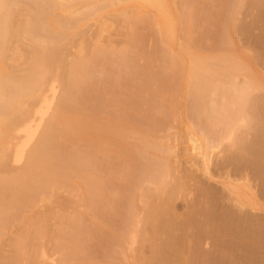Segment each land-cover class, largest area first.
<instances>
[{
    "label": "bare ground",
    "instance_id": "obj_1",
    "mask_svg": "<svg viewBox=\"0 0 264 264\" xmlns=\"http://www.w3.org/2000/svg\"><path fill=\"white\" fill-rule=\"evenodd\" d=\"M193 1L186 0L181 6L176 0H32L33 3H30L31 5L25 4L22 0H0V241L4 240L3 238L9 230L12 228L16 230L14 233L15 236L8 242L9 247L3 245L4 241H2L1 246H6L10 253L8 252L9 254L6 253L8 255L4 254L5 256H3L2 254V256H0V264H53V262H49L50 260L48 261L49 263H47V259L49 258L48 253L50 251L48 248V251H46V247H48L49 242H51L48 241L51 239V234L52 238L54 237L57 239L55 243L56 248H54V252L60 254L57 264H187V262H189L188 259L190 256H188V259H185L187 258L185 257L186 255H184L186 253H180V251L185 248L182 247V250H180L181 245L184 246V244L182 243L180 246L178 244L180 241H184L181 240L182 235H180V237H178L179 235L175 236L174 230L177 227L187 230L188 227L186 228L183 222H186L188 217L191 219L190 212L195 214L196 211L188 209L190 212L188 211L189 213L186 214V217L184 216L185 219H180V221L182 220L181 222L178 221V223H180L179 225L177 220L174 221L173 219L172 221L174 225H178L177 227L173 225L171 227L172 221H167L170 223L169 226L168 223L165 224L168 218H166L165 221L164 218L167 212H169L167 210L171 209L169 207L172 203L171 200L173 201V198L180 195V193L183 195L189 188H187L188 186L186 187L187 189L183 187V183L185 182H182L184 179L182 175L184 172L179 176V168L176 167V164L175 166L171 164L172 162L169 159L168 154H170L174 148L168 143L169 139L167 138H169V136H167L166 133L164 136V130L168 129L164 128L166 127L164 125L165 122H163L162 119L161 121L159 120L164 126L162 128V125L157 123L158 118L156 116L152 117L156 118L157 121H154L152 118V120H149L151 117L148 115L149 111H151L149 108L152 109L151 105H154L155 102L157 103L155 104L157 105V110L155 107L154 112L152 111L151 113L155 115L158 111L159 114H166L167 116L168 114H178V108L186 103L185 108L187 107L186 109L188 110V115L186 113V117H190V124H194L191 125L194 126L192 130L194 131L195 128L196 131L194 132L198 131L200 135H203V137L201 136L202 140L200 138L201 143L204 141V145L208 146V148L215 147L216 145L219 147L222 142L229 144V146L227 145V152L229 153H226L228 157L225 155L227 158H223L225 152H222V158L232 163L235 162L238 166L242 162L243 165L250 163L248 167H255L254 169L256 171H253L254 173H251L252 168L245 167L250 170L249 172L252 176L253 174L255 175L253 178L254 180L249 179L251 175L249 176L248 172L249 177H246V172H244L245 176L243 173L241 174L240 171L241 178L243 175L246 182L248 181L251 183V181H254L252 182L254 184L256 182L255 179L258 178L256 177L257 174L263 182V184H261L258 181L260 187L263 186L262 188L264 189V78L260 72H258L255 65L250 62L253 61L251 58L252 56L253 59L258 58L255 63L257 62V65H261L260 58L264 52V49H262L264 45L261 43L263 37H261V39L260 37L258 38L260 35H256L257 38L253 39V41L257 40L256 42H258V44H255L256 42L254 44L260 46V50L263 51L261 54L258 53L260 57L254 55L257 54L255 53L257 52L256 50L252 49V55L250 53L251 49L247 52V49H243V45H240L243 51H241L240 48V51L237 50V45L233 43L234 40L232 38L234 33L236 34L237 32H240L242 35L243 33L241 32L245 31L243 34L245 37L251 34V32L252 34L254 33L252 28L251 32L248 33V31H250V25L252 24L251 26H254L253 24L255 23L260 24L261 18L252 15L253 19L250 20V22H246L250 24L247 25L249 29L246 27L245 23H243L244 25L241 23L237 24L236 21L238 20L241 9L244 7L246 8V6L248 7L250 3L258 9H263L264 0H252V2L250 0L248 4L247 2H249V0H236L233 5L234 9H230V14L227 13L228 18L220 15L222 14V12H220L222 10L220 9L224 10V8H220L222 6H217L219 8L216 9L215 13L213 12L216 18L213 15H209L213 16L212 19L211 17L208 18V15L205 16L210 19V21L212 20L211 23H217L221 17L223 18L221 19L222 21L226 19L224 22L221 21L223 31L220 33L223 37H219L222 42L218 40L221 47L217 41V47L219 48L204 47L202 43H200L201 45L197 43L199 40L196 41L197 37L195 36H197V34H195V31L198 30L196 33L199 32V28H196V26L199 25L200 27L201 22L199 18L195 20V17L199 16H197V12V15H195V6L197 4L195 5L196 0ZM200 1L197 0V2L201 3ZM212 1L213 0H210L209 3ZM218 1L219 0H217V2ZM126 3H141L142 5L148 4L151 7L153 6L152 8H155L156 11L155 19L153 18L154 16H151L154 12H149L148 10L150 14L147 12L146 16V12H144L143 9L137 8V6L135 11L132 8L128 10L127 8H130L129 6L126 8H118L120 5ZM221 3L223 2L221 1ZM218 4L220 5V3ZM251 9H247L249 13ZM217 10H219L220 13ZM111 11L117 19L122 21L121 25L123 24L120 26L121 29L119 30L121 31L120 34L124 37L121 36L125 39L122 40L124 44H122V48L119 47L120 49H118L119 45L116 46L114 44V39L110 38L111 33L109 34L108 32L109 36L106 35L107 37L102 35L103 31L109 29V27H101L103 30L98 32L96 38L85 36V28L90 20L102 18L105 13ZM175 12L182 18V20L179 18L178 22H180V20L182 23L184 22L183 28L185 27L183 33L184 44L181 45L179 53L176 52V54L171 51L172 42H174L173 38L176 36H174V34H176L175 20L178 14L176 15ZM216 12L219 13V17L221 16L220 19H217ZM259 12L262 14L264 11L262 10ZM200 18L204 20V18ZM208 19H206L207 22ZM213 19H216L215 22ZM197 20L200 24L196 25ZM141 24L146 26L144 27L147 28V31L149 30L148 32L145 31L146 34L149 33L147 34V36H149L148 38H150V36L153 37V35L157 37L167 53V62L160 65L158 68L155 67V63L153 64V62L156 61L154 60L155 58L152 59V53L145 51L148 50L146 49L147 47L144 48L145 50L142 48L144 40L146 43L149 42L146 34L144 35L145 32L143 35L136 34V31L139 32V30L142 29ZM261 24L263 25L262 22ZM262 29L264 30V28ZM232 31H234L233 34H231ZM262 31L261 34H264ZM151 33L153 35H150ZM79 36L82 37V40L78 41L76 37ZM101 36L106 38L102 42L97 40ZM250 36L244 39L246 45L249 43L250 39H248V37L250 38ZM252 38L254 37L252 36ZM140 44H142V46H140ZM73 48L75 49V54L70 57V49ZM106 56H109L108 58L112 57L110 60H114L115 63L113 64H117L119 63L118 61H120L121 64H124V67L129 69L128 71L126 70L128 72L127 74H123L125 71L121 72V70L120 73L123 75L119 74V77L113 78L116 84H114L115 82L112 83V79V85H116L113 86V89L112 86L107 85L110 83V78L108 80V77L104 75V73L110 72V70H106L107 67L104 68V66H102V69L98 70V66H100L99 62H104L105 59L99 60L102 59V57L106 58ZM141 59H143L142 61H146V66L142 67V69L144 68L143 71L140 68L141 65L138 66V64L141 63ZM103 62L101 65L108 63ZM95 64L99 65L94 67ZM111 65L112 64H110V66ZM93 67L96 68L95 72L98 70L100 74L103 73L105 76V80L103 78L101 79H103L105 83L108 81L106 84L108 90L113 94V91L117 92V94L115 93L116 96L113 95L115 97V99H113L114 97L109 95L110 92L104 89L107 93H104V95H107V97L111 96L107 98L110 99V102L102 101V104L104 102L107 105H93L94 102L97 101L96 97L94 98L91 95L90 99L89 94L88 98L85 96L87 95L86 91H89L87 89L90 86V81L94 79V74L98 75V71L95 73L92 70ZM117 68H114L116 69L115 72H119ZM166 72L169 73L167 77ZM116 75L113 74V76ZM168 76L171 78H168ZM136 79L140 80V83H138L139 86L134 84L136 83L134 81H137ZM95 80L92 82H95ZM103 80L102 82H104ZM94 87V91L91 89L92 92H99L95 90ZM98 87H100L98 89H100L101 92V86ZM95 88L97 89V87ZM117 90L122 91L121 94L123 95L121 96H123V98L119 99L121 96L118 97L119 91ZM103 92H101L100 96L103 95ZM103 98L101 99L103 100ZM151 100H155V102ZM146 102L151 104L146 105V107H151H147L148 109L145 108L149 110L148 112L146 111L148 120L146 119L144 121L143 118L137 119L140 115L142 116L145 114V110L142 109V106H144ZM177 114L172 116L175 117ZM156 115L158 116V114ZM164 115H160L161 117L158 116L159 119L164 117ZM158 124L161 126H158ZM160 127L162 129H160ZM227 140L230 142H226ZM201 147H203V145ZM215 149L216 148H212L213 151ZM208 154L206 156H208ZM203 155H205V153ZM206 156L203 157L205 158ZM214 158L215 157H213L214 162L212 158L211 162L214 163L213 165L217 166L220 164V160L217 161L218 164L216 165L217 162H215ZM193 159L190 160L193 161ZM206 159L209 160L210 157L209 159L206 157ZM206 159L205 162L207 163L208 161ZM203 160L204 159H202V161ZM101 162H108L112 166L108 164V166H111L108 168L104 163L101 165ZM202 163H200V165ZM226 163L224 160L223 164L225 167L224 165L222 167H224L223 169L225 170L228 169L226 168ZM228 164L230 165L231 163ZM242 164L240 165L241 167ZM231 165L233 166V164ZM137 166L141 174L135 175L138 170L136 169ZM235 166L236 165H234V168L238 170V166ZM205 167L206 169L210 168V166H208L209 168L207 166ZM116 168L119 170H121V168L123 169L124 172L122 171V173L124 174H122L121 177L119 176L120 174L118 175L119 170H116ZM232 168H230V172L226 175L231 173ZM246 168H240L239 170L242 169L243 172L246 171ZM217 169L219 170V168ZM223 169L221 170L220 168L221 171H223ZM193 170L194 169H192V171ZM210 171H212V169ZM176 172H178V174ZM211 173H213V171ZM215 173L219 176L218 171ZM221 174L224 175V172ZM187 175L188 174H186V176ZM214 175L215 174L212 176ZM223 175H220L221 179ZM175 176H177L176 181H172L175 179ZM189 176L190 175L187 176L188 179L185 177V181H189ZM232 176L228 175L227 179ZM235 176L236 175H234V178ZM136 177L138 178L136 179ZM193 178L194 177L191 178V183L193 182ZM196 178L195 176V180H197ZM238 180H235L234 183L237 184ZM116 182H120L121 185L120 183L118 185L122 188H127V191L131 188L129 189L130 193H128L129 191L125 193L127 195L125 201V195L123 196L124 189L122 192L123 194H121L120 190L122 189H117L119 186L115 185ZM223 182L225 183V180ZM230 182L229 180L228 183ZM171 183L178 185L170 188L171 185H173ZM195 183H193V185H199V183ZM206 183L202 184L204 185ZM232 184L230 183L227 185L226 183L224 185L231 193L234 191L232 190L234 188L235 191L236 189L237 191L241 189L239 183L237 186ZM253 184L252 187H254ZM193 185L189 187L192 188ZM207 185L209 187L208 183L206 187ZM243 185L241 183V186ZM198 187L200 188V186ZM206 187L203 186V188ZM212 187L213 186H211V188ZM229 187H231V189ZM245 188H247V186ZM245 188L243 187L241 191H246ZM263 189L259 190V192L262 191L259 194L264 192ZM206 190L207 189H205V191ZM217 190L216 193L219 192ZM223 191L226 192L227 190L225 191V189H223ZM192 192L197 196L196 198L200 199V193H194L197 192V189ZM199 192H201V196H205V194L202 195L203 191L199 190ZM210 193L211 190L209 195L206 194V197L209 198ZM221 193L222 190L219 194ZM233 193L231 195H233ZM120 194L122 200H120ZM235 194L233 196V198H235L233 201H235V204H238L237 206L238 208L240 207V210L243 211L241 208L245 206H253L251 209L258 207V202L253 200L252 196L250 201L249 195H247V197L244 194L243 196L239 193H237V196H235ZM184 195L183 197H185ZM231 195H224L223 193V197L220 195L222 197H220V199L224 200V196L228 198V196ZM253 196H255V194H253ZM212 197L215 198V196ZM259 197L261 198V196ZM208 198L201 199V202H206ZM213 198L212 200L209 199L212 201L211 204L214 202ZM229 198L226 199L227 202ZM245 198L249 199L247 200ZM168 200L169 202H167ZM192 200L196 201L194 198ZM217 200H219V198L216 199L215 203ZM118 201H123V204L126 201L128 202V208L120 202L125 206L122 208H127L128 212H124L123 210L122 212L124 213H118V210H120L118 206L121 207ZM193 201H189L192 203L191 205L187 202V204L191 206L189 208H194L192 205L195 206L196 202L193 204ZM230 201L229 203L231 205L232 203ZM164 202L169 204V206L167 205L169 208ZM174 202L172 206H174ZM201 202L199 201V203ZM203 202L201 203L202 206ZM207 203L210 204V202ZM207 203L204 204L209 207L210 205ZM222 203L224 204L223 201ZM201 204L199 208L196 204L199 210H201ZM164 205L167 209H163ZM223 206L225 207V205H222V207ZM222 207L219 206V209ZM212 208L214 209L216 206L211 207V209ZM217 208L216 210L218 211L219 209ZM232 208L233 207H231V209L228 208L229 212L231 210V213L227 211L230 215L235 213L233 211L232 214ZM245 209L247 210V207ZM209 210H207V212L204 210L208 214V219L213 217L215 215L214 213H216L215 216H218L217 213L221 211L216 212V210H213L214 213L211 212L210 215L212 213L214 215L212 214L213 216H210ZM235 210H237V208ZM108 211H112L114 214L118 213L115 217L118 215L124 216L126 213L123 217L124 219L121 218L122 216H118L123 221L122 228L121 225L115 224L114 221V223L111 222L112 220L118 221L117 218L114 219L112 214L111 217L113 219H111L110 216L109 219H111V225L115 224L116 227L114 228L113 226L115 225H110L109 219L107 218V215H109ZM172 212L170 211V213ZM225 212L226 211H224V213ZM252 212H254V210ZM252 212L250 210L249 213ZM170 213L169 215H172ZM193 213L192 218L194 220V216H197L198 213L196 212L197 215ZM227 213L224 214V217L222 214V216L219 215V217L221 216L220 220L222 217L224 219L227 218L224 220L226 224L227 222L231 223L229 222L230 220L227 221L229 216ZM243 213L248 217L245 211ZM243 213L241 212V214H238V216L240 215V220H242ZM236 214L237 213L229 217L231 219L233 218L232 226L235 228L234 231H236L238 227L240 230L242 229L241 231L244 232L242 235L245 236V232H247L249 228L248 226L243 228L245 225L244 223L246 222L247 225H250V223L253 222V218L249 219L252 222H249L247 218H245V220L248 221H244L243 218V225L237 221L238 216L234 218ZM200 215L199 218L201 217ZM203 215V217H205L204 213ZM249 215L251 217V214ZM178 218L179 217H177V219ZM205 218H207V216ZM261 218H259L260 222L263 219ZM200 219H202V217ZM188 220L187 222H189ZM215 220H217V218H215ZM202 221H204V219ZM206 221L207 220H205V222ZM208 221H211V223H206V226L212 223L218 225L219 223L216 221L214 223L212 220ZM221 222L223 223V220L220 221V226ZM247 222H249V224ZM262 222H264V220ZM189 223H193L194 226L196 222L191 221ZM189 223H186L187 226L190 225ZM203 223L201 222L200 224ZM200 224H198L199 227ZM52 226L54 228H52L54 230L52 231L54 235L50 230ZM196 226L197 224L195 228ZM202 226L203 225H201V227ZM210 226H207L205 230H210ZM220 226L218 232L223 230L220 229ZM229 226L225 225L223 228L228 227L229 229ZM232 226H230V228ZM199 227L197 226V230L199 229L200 231L201 227ZM217 227L215 226L214 228ZM164 228L168 229L165 230ZM262 228L259 227V229ZM228 229H226L227 232L229 231ZM239 229H237V236L241 240L239 236H243L238 235ZM252 229L254 230V226ZM168 230L169 233L172 231V233L175 234V239H172L173 236L169 237L170 234L166 236L167 233H162ZM179 231L181 232L182 230ZM199 231L198 233L201 235L203 230L202 233ZM214 231L217 232V229ZM223 231V233H225L224 236H228L226 235L225 229ZM249 231L251 230L249 229ZM93 233L97 234L98 237H96L95 234L92 235ZM172 233L171 235H173ZM205 233L204 231L203 237H205ZM249 233L246 236H248ZM161 234H164L165 238H170L168 239L170 242L165 244V250L169 247L168 244H170L172 248L174 246L175 249H178V253L174 249L173 254L170 255L168 249L166 251H168L169 254L163 250L164 247L163 249L157 247V240L161 238L159 237ZM214 234L218 235V233ZM254 234L256 235L258 232ZM254 234L251 232L252 236H254ZM164 235L162 237L163 240ZM208 235L210 234H207V236ZM92 236H95V238L93 239ZM261 236L262 234L259 236L261 238L260 240L264 239V236ZM177 237L180 238V241L176 240ZM201 237L198 238L197 235L193 240H201ZM214 237L216 238L215 235ZM249 238L247 237L246 239ZM251 238L254 239L255 237ZM256 238L255 243L257 241L259 242V239L257 240ZM242 239L247 241L245 238ZM165 240H167V238ZM244 240L241 241L245 242ZM249 240L247 244L251 241L254 242V240L250 242ZM136 241H151L153 249L150 256L144 257L143 255H137L134 260H131L133 245ZM177 241L178 245L175 244ZM226 243L224 241V244ZM107 244H109V247L106 246ZM253 244L254 243L250 245L253 246ZM227 245L229 246L226 248L232 249L234 247L233 250L235 248L237 249V246L230 247V241L224 246ZM258 245L259 246L254 247L259 249L264 246L260 247L262 244ZM197 247L199 248V246ZM249 248L250 247H248V249ZM4 249L6 250L5 247ZM195 250H193V253H195ZM199 250L200 249H198L197 252ZM241 250H243V248H241ZM245 250L248 251L247 249ZM162 251L167 253L168 256L163 253V255H165V258H163L161 255ZM188 252L191 253L189 250ZM199 252L198 254L200 255L201 253ZM234 253L235 252H233L232 256L235 255L237 259V251L235 254ZM253 253H255V250ZM240 254L243 253L241 252ZM255 254L258 255L257 252ZM243 255H246V253ZM195 256H197V253L191 257L196 260L201 257L197 256V258ZM202 256L204 257L206 254H202ZM161 257L163 259H161ZM228 258H230V256ZM257 258L255 261L258 260ZM261 258L262 256L260 257V261H262ZM205 259L204 257V260ZM230 259L229 262L231 261ZM198 260L201 261V259ZM198 260H194L196 264H200ZM240 260L243 262V258ZM235 261L236 260L232 262L238 264L239 261L236 263ZM207 262L215 263L211 259L206 261V263Z\"/></svg>",
    "mask_w": 264,
    "mask_h": 264
},
{
    "label": "rangeland",
    "instance_id": "obj_2",
    "mask_svg": "<svg viewBox=\"0 0 264 264\" xmlns=\"http://www.w3.org/2000/svg\"><path fill=\"white\" fill-rule=\"evenodd\" d=\"M22 1H23L25 4H28V5H31L30 3H33L32 0H22ZM176 1H177L181 6L183 5V3L186 2V0H176ZM191 1H193V0H191ZM199 1H200V0H199ZM209 1H210V0H206V1L203 0V1H200L201 3L197 2V0L195 1V5L197 4V5H196L197 7L195 6V15L198 14L197 16H199V17H195V20H196V18H199V21L201 22V24L198 22V20L196 21L197 23L195 22L196 25H197V24H200V27H199V25H197L198 27L196 26V28H199V32L196 33V32L198 31V30L196 29L197 31H195V34H197V36H195V37H197V40H196V41L199 40V42H197V43H199V44L202 43V45H203L204 47H205V46H207V47L209 46V48H210V47H217L219 41H221V40H220L221 38L219 39V37H223L222 34H221L222 31H223V28H222L223 25H222V27H221V21H222L221 19H223L222 17H226V18H228V17H227V13H229V11L232 10L233 5H234V2H236V0H221L223 3H221L220 0H219L218 2H217V0H213V1L210 2V3H209ZM215 1L217 2V4H216ZM27 2H28V3H27ZM193 2H194V1H193ZM214 2H215V3H214ZM251 2H252V0H251ZM218 3H220V5H219ZM248 3H250V0H249V2H247V4H248ZM140 4H141V3H139V4H138V3H136V4H135V3H126V4H123V5H120L118 8H126V7L129 6L130 8H127L128 10L132 8V9L135 11V8H136V6H137V8L143 9L144 12H146V14H145L146 16H147V12H148V10H149V12H154V14L151 15V16H154L153 18L155 19V15H156V14H155V12H156V11H155V8H152L153 6L151 7V6L148 5V4H145V5H144V4H143V5H142V4L140 5ZM215 4H216V5H215ZM222 4H223V5H222ZM247 4H246V5H247ZM250 4H251V3H250ZM250 4L248 5V7L246 6V8L244 7L243 9L240 10V13H239V16H238V20L236 21V23H237V24H239V23H241V24L245 23L246 27H248L247 25H250V24H249V23H246V22H248V21L250 22V20L253 19V16H254V17H259V18H261L260 24H259V23H255L256 25L253 24L254 26H251V25H252V24H251V25H250V31L247 30L248 33H249V32H251V28H252V30H254L253 32H254L255 34L253 33V34H254V35H253L252 32H251V34L246 35V37L252 35L254 38H252V36H250V38L248 37V39H250V40H249V43L246 45V42H245L244 39H247V38L245 37V35H243L245 31H244V32H241V33H243L242 35L240 34V32H237V33L235 34L234 31H232L231 34L234 33V35H233L232 38H233V40H234L233 43H235V44L237 45V50H239V48H240V50H241V48H242L241 46L243 45V49H245V50L247 49V52L251 49V50H250V51H251V52H250L251 54L253 53L252 49H253V50H256L257 52H255V51H254V52L257 53V54H254V55H256V56L258 57V56L261 54V52H263V51L260 50V49H261L260 46L255 45V44H258V42H256L257 40H254V41H253V39H256V38H257L256 35H260V36H258V38H259V37H260V38L263 37V39L261 38L262 41H261V40H260V41H261V43L264 45V42H263V40H264V34H261V31L263 30L262 28H264V15H263L264 12H263L262 14H261V12H259V11H262V10L264 11V7H263V9H262V8H259V9H258V8H256V7H254L253 4H251L253 7H252ZM32 5H33V4H32ZM133 5H134L135 7H134ZM131 6H132V7H131ZM217 6H222V7H220V8H224V10H223V9H220V10H222V11H220V12H222V14H220V15H222V17L220 16V17H221V19H220L219 15H218L220 12H219V10H217V11L219 12V13L216 12V13H217V17H218L217 19H220V20H219L220 22L217 21V23H213V22L211 23L212 20L210 21V19H208V18L211 17V19H212L213 16L215 17V14H213V12L215 13L216 9L219 8V7H217ZM142 7H143V8H142ZM144 7H145L146 9H145ZM249 8H250V9L252 8L250 13H249V10H247V9H249ZM230 9H231V10H230ZM233 9H234V8H233ZM253 9H254V10H253ZM257 9H258V12H257ZM260 9H262V10H260ZM136 10H137V9H136ZM143 10H142V11H143ZM196 10H197V11H196ZM149 12H148V14H150ZM196 12H197V14H196ZM253 12H254V13H253ZM255 12H256V13H255ZM175 13H176V15L178 14L177 12H175ZM210 13H211V14H210ZM259 13H260V14H259ZM229 14H230V13H229ZM258 14H259V15H258ZM207 15H208V16H209V15H213V16H209L208 18H206L205 16H207ZM252 15H253V16H252ZM257 15H258V16H257ZM177 16H179V17H177ZM177 16H176V20H175V31H176L175 33H176V34H174V36H175V35H176V36H175V38H173V41H174L175 43L172 42V46H171V49H172L171 51H172V53H175V54H176V52L179 53V50L181 49V48H180L181 45L184 44V41H183V37H184V36H183V33H184V28H185V27L183 28V23H184V22L182 23V21H181L182 18H180V15H179V14H178ZM251 16H252V17H251ZM200 17L204 18V20L201 19ZM250 17H251V19H250ZM179 18L181 19L180 22H178V19H179ZM215 18H216V17H215ZM206 19H208V22H207ZM205 20H206V21H205ZM215 20H216V19H213L214 22H215ZM225 20H226V19H225ZM225 20H223L222 22H224ZM209 21H210V22H209ZM121 22H122V21H120L119 19H117L116 16L114 15V13H113L112 11H111V12H108V13H105V15H104L102 18L92 19V20H90V21L88 22V24L86 25V28H85V36H87V37L90 36V37H92V38H96V37H97L96 35L98 34V32H100V31L103 30L101 27H109V29H106V30L103 31L102 35H105V37H107L106 35L109 36V34L111 33V35H110L111 37H110V38H113V39H114V40H113V41L115 42L114 44H115L116 46L119 45V46H118V49H120L119 47L122 48V47H123L122 44H124V42H123L122 40L125 39V38H123L124 36H123L122 34H120L121 31L119 30V29H121L120 26L123 25V24L121 25ZM251 22H252V21H251ZM261 22L263 23V25L261 24ZM253 23H254V22H253ZM217 24H218V25H217ZM222 24H224V23H222ZM241 24H240V25H241ZM142 25H143V24H141L142 29L139 30V32H140V31H141V32L139 33L138 31H136V34H139V35L141 34V35H143V33H144L145 31H147V28H145L146 26H145V25L142 26ZM243 25H244V24H243ZM144 26H145V27H144ZM256 26H257V27H256ZM258 26H259V27H258ZM119 27H120V28H119ZM220 27L222 28V30H221ZM260 27H261V28H260ZM139 28H140V27H139ZM143 28H145V29H143ZM254 28H255V29H254ZM248 29H249V27H248ZM244 30H245V29H244ZM119 31H120V32H119ZM148 31H149V30H148ZM148 31H147V32H148ZM247 31H246V32H247ZM108 32H109V34H108ZM137 32H138V33H137ZM220 32H221V33H220ZM235 32H236V31H235ZM263 32H264V30L262 31V33H263ZM219 33H220L221 36L219 35ZM248 33H245V34H248ZM119 34H120V35H119ZM145 34H146V32L144 33V35H145ZM147 34H149V33H147ZM147 34H146V36H147ZM121 35H122L123 37H122ZM150 35H153V34L151 33ZM218 35H219V36H218ZM255 36H256V37H255ZM105 37L101 36V37H99V39H97V40H99L100 42H102L103 40L106 39ZM139 37H140V36H139ZM148 37H149V36H147V38H148ZM243 37H244V38H243ZM147 38H146V39H147ZM151 38H152V39H151ZM149 39H150V40H149ZM76 40H78V41H79V40H82V37H80V36H79V37H76ZM147 40H148L149 42L146 43L145 40H144V43H145V44L143 43V46H142V44H140V46H142L143 50H145L144 48L147 47L146 49H148V50H145V51H149L150 53H152L151 55H153V57H152V56H151V57H152V59L155 58L154 60L156 61V62H153V64L155 63V64H156L155 67L158 68L160 65L165 64V62H167V60H166V59L168 58L167 55H166L167 53L165 52V48H164V46L160 43V40H159L157 37H155L154 35H153V37L150 36V38H148ZM218 40H219V41H218ZM121 41H122V42H121ZM217 41H218V43H217ZM247 41H248V40H247ZM260 41H259V42H260ZM221 42H222V41H221ZM244 42H245V43H244ZM250 42H251V43H250ZM255 42H256V43H255ZM148 43H149V44H148ZM243 43H244V44H243ZM254 43H255V44H254ZM146 44H147V45H146ZM213 44H214V45H213ZM221 44H222V43H221ZM262 44H261V45H262ZM200 45H201V44H200ZM200 45H199V46H200ZM219 45H220V43H219ZM236 45H235V46H236ZM240 45H241V46H240ZM244 45H246V46H244ZM248 45H249V46H248ZM263 45H262V46H263ZM247 46H248V47H247ZM220 47H221V45H220ZM217 48H219V47H217ZM204 49H206V48H204ZM262 49H264V47H262ZM240 50H239V51H240ZM141 51H142V50H141ZM152 51H153V52H152ZM241 51H243V50H241ZM142 52H144V51H142ZM70 53H71V56H70V57H72V56L75 54V49H74V48H73V49H70ZM145 53H146V52H145ZM250 53H249V54H250ZM258 53H260V54H258ZM148 54H149V53H148ZM251 54H250V55H251ZM250 55H249V56H250ZM252 55H253V54H252ZM262 55H264V52H263ZM262 55H261V58H260V59H261L260 61H261V65H262V66L259 64L260 61L258 60V61H259L258 64H259L261 67H260L259 65H257V62L255 63V61H257L256 59H258V58L253 59V57L251 56V58H252L253 61H250V60H249V61H250L253 65H255V67H256V69L258 70V72H260V74H261V75L263 76V78H264V56H262ZM134 56H135V55H134ZM108 57H109V56H106V58H105V57H104V58L102 57V59L99 60V61H101V60H104V59H105L104 62H103V61H102V62H103V63L108 62V63H106L105 65H101L102 62H99V64H100L101 67L98 66L99 64H97V65L95 64L94 67H95V66H98V67H99V69L97 68L98 70L102 69V66H104V68L107 67L106 70L109 69L110 72L108 71V72L104 73V75H105L106 77H108V80H109V78H110V80H109L110 83H108V81H106L108 84L105 83V81H104V80H105V79H104L105 76L103 75V73H101V74L103 75V76H102V75L99 73V71L97 70L98 72H97V71H96V72L98 73L99 78H98V75L94 74V75L97 76V77L94 76V77H93L94 79L92 78L93 80H92V79H91V80L94 81L96 78H98L99 80L96 79L95 82L90 81V83H89V84H90V86H89L90 89H89V88L87 89V90H89V91H86V92H87V95H85V96H87V98H88L89 95H90V97H89L90 99H91V95H92V97H94V98L96 97V100H97V101L94 102V101H95V99H94V101H93L94 104L92 103L93 105L96 104V106H97V104H98V105L102 104V101H105V102H106V101H109V102H110V99H107V98L111 97V96H109V95H112V97H114L113 95L116 96L117 92L113 91V92H114V94H113L111 91L108 90L107 85H108V86H112V89H113V88H114L113 86H116V85H112V83L115 82L114 79H115L116 77H119V74H122V73H120V71H121V70H122L121 72L125 71V72H123V74H124V73L127 74V73H128L127 71L129 70L127 67H124V66H123L124 64H121L120 61H118L120 64L117 63V61H116L117 64H113V63H115L114 60H112V59L110 60V58H112V57H110V58H108ZM259 57H260V56H259ZM108 59H109V60H108ZM106 60H107V61H106ZM115 60H116V59H115ZM142 60H143V59H141V63H139L138 66L141 65L140 68H141V70L143 71L144 68L142 69V67H143V66H146V65H145V64H146V61H145V60L142 61ZM109 61H111V62H109ZM96 62H97V61H96ZM139 62H140V61H139ZM107 64H108L109 66H108ZM110 64H112V65L110 66ZM118 64H119V65H118ZM106 65H107V66H106ZM113 66H115V67H113ZM120 66H122V67H120ZM94 67L92 68V70L95 72L96 68H94ZM109 67H110L111 69H110ZM117 67H118V68H117ZM114 68H117V70H119V72H118V71L115 72L116 69H114ZM120 68H121V69H120ZM123 68H124L125 70H124ZM140 68H139V69H140ZM126 70H127V71H126ZM141 70H139V71H141ZM154 70H155V69H154ZM156 70H157V69H156ZM96 72H95V73H96ZM113 72H114V73H113ZM116 73H117V75H116ZM166 73H167V74H166V77H167V75H168L169 73H168V72H166ZM106 74H107V75H106ZM113 74H115L116 76H113ZM123 74H122V75H123ZM126 74H125V76L127 77ZM100 76H101V77H100ZM120 76H121V75H120ZM125 76H124V77H125ZM170 76H171V75H170ZM170 76H168V78H171ZM111 77H112V78H111ZM101 78H103L104 80L101 79ZM113 78H114V79H113ZM168 78H167V79H168ZM106 79H107V78H106ZM112 79H113V82H112ZM128 79H129V78H128ZM137 79H139V78H137ZM137 79H136V80H137ZM102 80H103L104 82H102ZM163 81H164V80H163ZM166 81H167V80H166ZM111 82H112V83H111ZM134 82H136V83H134V84H136V86H137V85L139 86L138 83H140V80H137V81H134ZM169 82H170V81H169ZM169 82H168V83H169ZM91 83H92V85H91ZM96 83H97V85H96ZM106 84H107V85H106ZM114 84H116V82H115ZM94 85H95V87H97V89L94 87ZM102 85H104V86H102ZM105 85H106V86H105ZM91 86H92V88H91ZM98 86H101V92H103L104 89L107 90V91H109V92H110V94L108 95L109 97H107V95H104V93L107 94L106 91H104V92L102 93V94H103L102 96H103L104 98H103L102 96H100V95H101V92H100V89H98V88H100V87H98ZM93 87H94L95 90L99 91L100 93H99V92H96V91H95V92H92ZM103 87H104V88H103ZM91 89H92V90H91ZM110 89H111V88H110ZM102 90H103V91H102ZM93 91H94V90H93ZM117 91H119V90H117ZM59 92H60V90H59ZM90 92H91V93H90ZM95 93H96V94H95ZM97 93H98V94H97ZM115 93H116V94H115ZM119 93H120V95H119ZM119 93H118V97L121 96V95H123V94H121L122 91H119ZM88 94H89V95H88ZM97 97H99V98H97ZM105 97H106V98H105ZM101 98H103V100H102ZM120 98H123V96L119 97V99H120ZM113 99H115V97H114ZM111 101H112V100H111ZM151 101H152V100H151ZM147 102H149V101H147ZM147 102L144 104L145 107L142 106V107H143L142 109L145 110V112H144L145 114L142 115V116L140 115L139 117H137V119H142V118H143L144 121H145L146 119L148 120V117H147L146 115H147V112H148L149 110H151V111H149V113H148V115L151 116V117L149 118V120H152V119H153L154 121H155V120L157 121V119L154 118V117L156 116V117L158 118V121H159V120L161 121V119H162L163 122H165L164 125H165L166 127H164L163 124H162L160 121H159V122L157 121V123H159V124L162 125V126H161V125L158 124V126H161L162 128H163V127H164V128H168V129H165V130H164V136H165L166 134H167V136H169V138H167V139H169V140H168V143H169V145H171V146L174 148V149L172 150V151H174V152L171 151V153L168 154V155H169V159H170V161L172 162L171 164H173L174 166H175V164H176V167L179 168V171H178L179 174H178V172H176L179 176H181V175L183 174V172H184V174L182 175V177L184 178V179L182 180V182H183V181L185 182V183H183V187L186 188V187L188 186L187 188H189V189L186 188L187 190H186L185 193H184L185 195L183 194V192H184L185 189L183 188V189H184L183 192L181 191L182 194H183L185 197H183V195H181V193H180L181 196L178 195L177 197H174V198H173V199H174L173 201L170 199L171 202H172V203L170 202V203H171V204H170L171 206H169V204H166L167 202H169V200H168L166 203L164 202V203L166 204V206L168 205V206L171 208V209L167 210V211H169V212H167V214L169 215L170 211H171V212L173 211L172 213H170V214H172V215H169V216H168V215L166 214V211L164 210V212H165V214H166V215H165V218H164V221H165L166 218H168V219H166L165 224L168 223V226H169V225H170L169 222L172 221L173 219H174V221L177 220V223H178V221L181 222L183 219H185L184 216L186 217V214H188V213L190 212V211H189L190 209H192V211H196V212L198 213V215H197L196 212H195V214H194L193 212H190L191 219L188 217V218L186 219V222H185V221L183 222V223H184L183 225L186 226V228L188 227L189 230H188V228H187V230H186V229L184 230V228H183L182 225H181V227H182L183 229L177 227L180 223H178V225H174V222L172 221V223H171V227H172V225H173V226H176V227H177V228L175 227L176 229H178V230H176V229L174 230V232H175L176 235H175L174 233H172V231L169 233V230L166 231V232H162V233H164V234L167 233L166 236H168V234H170L169 237L173 236L172 239H175V238H176V237L174 238V235H175V236H178V235H179L178 237H180V235H182V236H181V240H184V241H180V238L177 237L176 240L180 241V243H178V241H177L175 244H176V245L179 244V246H180V244H182V243L184 244V246L181 245V249H180V250H182V247H185V248H183V250H182L183 252L180 251V253H183V254L186 253V254H184V255H186L185 257H187V258L183 257V258H185V259H188V256H190L189 259H188V261L190 262V261L193 259L192 262H191L192 264H194V262L197 261L198 259H201V261H202V262H201L200 260H198V261L200 262V264H203V263H205V264H223L224 262H225L224 264H226V263L229 262V259H230V258H231V259H230V260H231V261H230L231 263L229 262L228 264H234V263H233L234 260H236L235 263L238 262V261H239V262L241 261L240 263L238 262V264H241V263H242V264H246V263H247V264H250L251 262H252L253 264H264V260H263V257H264V248H263V247H264V246H263V245H264V244H263V243H264V239L260 240L261 238L259 237L261 234H262V236H264V229H263V228H264V227H263V226H264V224H263L264 222H262V221L264 220V217H263V216H264V202H263V201H264V197H263V195H264L263 193H264V192H263L262 194H259L260 192H262V191L259 192V190H262V189H263V188H262L263 186L260 187V183L263 184V182H262V180L259 178V176H257V174H256V177H258L259 179L256 178V179H255L256 182H255L254 184L252 183V182H254V181H251V183L248 182V181L246 182L245 179H244V176L242 175V178H241V175H240V171H241V174L243 173L244 175H245L244 172H246V175H247V176H246V175H245V176H246V177H249V176L251 175V173H254L253 171H256V170L254 169L255 167H253V168H252V167H248V166H250V165H249L250 163H249V164L246 163V164H248V165H246V164L243 165V164H242L243 162L241 163V164H242V167H241V166H240L241 164L238 166L235 162H234V163H235V164H234V163H232L231 161H228L227 159H223V158H227L228 156L226 155V153H229V152H227V150H228L227 148H228L229 144H227V143H225V142H222L223 145L221 144V145H219V147H218L217 145H216L217 147H216V146H215V147H212L213 149L216 148L214 151L212 150V148H210V147L208 148V146H205V145H204V141L202 142V143H203V144H202V143H201V140H202L201 136L203 137V135H200V133H199L198 131H197V132H194V131H196L195 128H194V131L192 130L194 126H191V125H194V124H190V120H191V118L188 117V116L186 117V113L188 112V110L186 109L187 107L185 108L186 103H184L183 106H180V107L178 108L179 111H177V112H179V113H178V114H177V113H174V114H177V115H175V117H173L172 115H174V114H172V115L168 114V116H167L166 114H165V115H164V114H159L158 111L155 113V115H153V113H151V112H152V111L154 112L155 107H156V110H157V105H155V104H157V103L155 102V100H153L152 102H155V103H154L155 106H154L153 104L151 105V104L149 103V104L152 106V109H153V110L150 109V108H149V110H146L145 108H147V107H151V106H147V107H146V105H149ZM104 104H105V103L103 102L102 105H104ZM102 105H101V106H102ZM105 105H107V104H105ZM178 105H179V104H178ZM178 105H177V107H178ZM147 109H148V108H147ZM178 109H177V110H178ZM144 110H143V111H144ZM186 110H187V111H186ZM146 111H147V112H146ZM185 111H186V112H185ZM175 112H176V109H175ZM183 112H184V113H183ZM150 114H152V115H150ZM156 114H158L159 117H161L160 115H162V116L164 115V117H162V118L159 119V117H158ZM187 115H188V113H187ZM145 116H146V117H145ZM152 116H154V117H152ZM169 116H171V117H169ZM151 118H152V119H151ZM188 120H189V121H188ZM192 122H193V121H192ZM188 125H189L190 127H189ZM161 127H160V129H162ZM190 129H191V130H190ZM166 130H167V132H166ZM162 131H163V130H162ZM162 131H161V132H162ZM162 133H163V132H162ZM165 133H166V134H165ZM198 133H199V134H198ZM200 138H201V140H200ZM226 142L229 143L230 141L227 140ZM225 144H226V145H225ZM202 145H203V147H201ZM227 145H228V146H227ZM220 146H221V147H220ZM226 146H227V147H226ZM207 148H208V149H207ZM217 148H218V149H217ZM206 149H207V150H206ZM225 150H226V151H225ZM209 151H210V152H209ZM211 151H212V152H211ZM207 152L210 153L211 156H210V154H208ZM222 152H223V153L225 152V153H224V157L222 156V155H223ZM204 153H205V155H203ZM207 154H208V156H206ZM213 155H214V156H213ZM225 155H226L227 157H225ZM228 155H229V154H228ZM203 156L208 157V159H209V157H210V159L207 160L206 157L204 158ZM212 156L215 157V158L217 157L216 159L214 158V160H215V162H217L218 160H220V161H219L220 164H218V162H217V163H216V165L218 164L217 166L213 165V164H214V163H213L214 161H213V157H212ZM219 156H221V157H219ZM202 157H203V158H202ZM222 157H223V158H222ZM193 158H194V159H193ZM211 158H212V161H213V162H211ZM190 159H193V161L190 160ZM202 159H204V160L202 161ZM205 159L208 161L207 163L205 162ZM222 159H223V160H222ZM196 160H197V161H196ZM224 160H225V163L228 161V162L226 163V168H228V169H226V170L223 169V168L225 167V165L223 164ZM104 161H105V160H104ZM194 161H196V162H194ZM197 162H198V163H197ZM199 162H200V163L203 162V163L200 165ZM204 162H205L206 164H205ZM209 162H210V163H209ZM245 162H248V161H245ZM101 163H102L101 165H103V163H104L105 166H108V164H110V163H108V162H101ZM208 163H209V165H208ZM228 163L233 164V166H232L231 164L229 165ZM106 164H107V165H106ZM110 165H111V164H110ZM110 165L108 166V168H110V167L112 166V165H111V166H110ZM199 165H200V166H199ZM223 165H224V167H222ZM234 165H236V166H238V167H240V168H242V169H243V168L245 169L246 167H248V168H250V169L252 168L253 170L251 169V173H250V172H249L250 170H248V169L246 168V171H243V172H242V169L239 170L240 168L237 167V169L239 170V171H238V170H236V168H234ZM178 166H179V167H178ZM198 166H199V167H198ZM205 166H207V167L210 166V168L212 169L213 173H211L212 171H210L211 169H210L209 167H208L209 169H206ZM236 166H235V167H236ZM245 166H246V167H245ZM254 166H255V165H254ZM101 167H102V166H101ZM229 167H230V168L233 167L232 170H231V173H230L231 175L228 174L229 176H232V174H233V176H232L233 178L230 177V178L227 179L228 175H226V174H227L228 172H230V171H229V170H230ZM103 168H105V167H103ZM108 168H107V169H108ZM118 168H119V167H118ZM188 168H189V169H188ZM217 168H219V170H218ZM220 168H221V170L223 169V171H221ZM105 169H106V168H105ZM105 169H104V170H105ZM136 169H138V170L136 171L135 175H136V174H141V173H139V172H141V171H140V169H139L138 166L136 167ZM190 169H191V170H190ZM192 169H194V170L192 171ZM203 169H205L206 171L203 170ZM116 170H119V169L116 168ZM233 170H234V171H233ZM247 170H248V171H247ZM122 171H123V169L121 168V170H119L120 173L118 172V175L120 174V175H119L120 177H121L122 174H124V173H122ZM186 171L189 172V173H187ZM194 171H195V174H194ZM196 171H197V172H196ZM216 171H218L219 176L216 175V174H217V173H215ZM225 171H226V172H225ZM123 172H124V171H123ZM192 172H193V173H192ZM223 172H224V175L221 174V173H223ZM232 172H233V173H232ZM247 172L249 173V176H248V173H247ZM190 173L192 174V176H191ZM235 173H236V174H235ZM237 173H239V174H237ZM173 174H174V172H173ZM177 174H176V175H177ZM186 174L190 175V176H189V181L187 180L188 182L185 181V177L187 178V176H188V175L186 176ZM213 174H215L216 176H215V175L212 176ZM198 175H199V180H198ZM210 175H211V176H210ZM220 175H223L224 177L222 176V179H221V176H220ZM225 175H226V176H225ZM234 175H236V176L238 175L237 178H236V176H235V178H234ZM195 176L197 177V178H196L197 180H195ZM239 176H240V177H239ZM254 176H255L254 174H253V176L251 175V177H249V179L254 180V179H253ZM138 177H139V175H138ZM138 177H136V179H137ZM176 177H177V176H175V177H174L175 179H173L172 181H176V179H177ZM192 177H194V178H193V182L191 183V181H192L191 178H192ZM208 177H209V178H208ZM210 177H212V178H210ZM219 177H220V178H219ZM246 177H245V178H246ZM225 178L227 179V181H226ZM170 179H171V178H170ZM187 179H188V178H187ZM190 179H191V180H190ZM201 179H202V181H201ZM232 179H233V180H232ZM238 179H240V180L242 179V180L240 181V180H238ZM247 179H248V178H247ZM249 179H248V180H249ZM224 180H225V183L223 182ZM229 180L231 181V182H230L231 184L233 183V184L236 185V186L240 184L239 186H240L241 189L238 190V191H240L241 193L238 192L237 189H236V191H235V188H234V189H232V190H234L235 192L233 191L234 193L232 192L233 195H231L232 193H231L227 188H225V186H224L226 183H227V185L230 184V183H228ZM235 180H238L239 182L237 181V184H236V183H234ZM198 181H199V182H198ZM200 181H201V182H200ZM204 181H205V182H204ZM242 181H243L244 183L246 182L245 184H246L247 188H245L246 186H245V184H244ZM249 181H250V180H249ZM258 181H259L260 183H259ZM177 182H178V181H177ZM177 182H176V183H177ZM186 182H187L188 184H190V185H188ZM195 182H196V183H199L198 186H200V188L197 186V184H196ZM206 182L209 184V187H210V188H211V186H213V187H212L211 189L208 187V185H207V187H206V184H207ZM119 183H120V182H119ZM119 183L116 182L115 185H118ZM173 183H174V182H173ZM173 183H171V184H173ZM193 183H195L196 185H193ZM202 183H206V184L203 185ZM238 183H239V184H238ZM241 183H242V185H243V184H244V185L241 186ZM185 184H186V186H185ZM200 184H201V185H200ZM233 184H232V185H233ZM249 184H250V185H249ZM252 184H253L254 187H252ZM120 185H121V183H120ZM120 185H118L119 187H117V189H122V190H120V191H121V194L124 193L123 196L125 195V196H124V197H125L124 201H125V200H126V196H127L125 193L128 192L129 189H131V188H129L128 191H127V188H124V187L122 188ZM175 185H178V184H173V185H171L170 188H172V186H175ZM191 185H193L192 188H190ZM202 185H203L204 187H206V188H203ZM248 185H249V186H248ZM257 185H258V186H257ZM122 186H123V184H122ZM189 186H190V187H189ZM125 187H126V186H125ZM127 187H128V186H127ZM177 187H178V186H177ZM201 187H202V188H201ZM222 187H223V189H225V191H226V190H227V191L224 192L223 189H222ZM231 187H232V186H231ZM231 187H229V188L231 189ZM243 187L246 189V191H241ZM248 187H249V188H248ZM173 188L176 189L175 187H173ZM252 188H253V189H252ZM259 188H260V189H259ZM123 189H124V192H123ZM196 189H197V192H194V193H198V194L200 193V194H199V195H200V197H199L200 199L196 198L197 196L194 195L193 192H192V191H194V190L196 191ZM198 189H199L200 191H203V192H202V195L205 194V196H201V192H199ZM205 189H207V190L205 191ZM209 189L211 190L210 196H211V197H212V196H215V198L212 197V198L214 199V200H213V201H214L213 204H211L212 201L209 200V199L212 200V198H211L210 196H209V198L206 197V194L209 195V192H210ZM217 189H218V190H217ZM245 189H244V190H245ZM249 189H251V190H249ZM216 190L219 191V192H217L218 194L216 193ZM221 190H222V193L219 194ZM254 190H255V191H254ZM188 191H189V192H188ZM214 191H215V192H214ZM249 191H250V192H249ZM252 191H253V192H252ZM263 191H264V189H263ZM122 192H123V193H122ZM207 192H208V193H207ZM251 192H252L253 194H255V196H253V194H252ZM128 193H130V191H129ZM128 193H127V194H128ZM188 193H189V194H192L193 196H192V195H189ZM223 193H224V195H231V196H228V198L230 197L229 200H228V202H227V200H226V199H228L227 196H226V198H225V196H224V200H226V201H224L223 199H222V200L220 199V197L223 195ZM230 193H231V194H230ZM235 193H236V194H235ZM237 193L242 194L241 196H243V194H244L245 196L249 195L250 199H249V198H245V199H247V200L249 199L250 201H251V196H252V197H253L252 199L255 200L256 202H258V204H259L258 207L254 208V209H251V207H253V206H251V207H250V206H245V207H242V208H241V209H243V211L240 210V209H239L240 207L238 208V206H237L238 204H237V203L235 204V203H234L235 201H233V200L235 199V198H233V196H234V194H235V196H237ZM245 193H246V194H245ZM257 193H258V195H257ZM121 194H120L119 196H121ZM198 194H197V195H198ZM211 194H212V195H211ZM214 194H216V195H214ZM128 195H129V194H128ZM199 195H198V196H199ZM208 195H207V196H208ZM220 195H221V196H220ZM189 196H190V197H189ZM216 196H217V198H216ZM245 196H244V197H245ZM259 196H261V198H263V199H261ZM124 197H123V198H124ZM186 197H187V198H186ZM188 197H189V198H188ZM222 197H223V196H222ZM222 197H221V198H222ZM244 197H243V198H244ZM247 197H248V196H247ZM120 198H121L120 200H122V196H121ZM193 198H194L196 201H193V200H192ZM203 198H204V199H205V198H208V200L206 199V200H207L206 202H203V201H202L204 207H203L202 204H201V203H202V202H201V199H203ZM218 198H219V200H220V203H219V200H217V202L215 203L216 199H218ZM176 199H177V200H176ZM190 199H191V200H190ZM197 199H198L201 203H199V201H198ZM230 199H231V201H230ZM127 200H128V199H127ZM187 200H188V201H187ZM261 200H263V201H261ZM174 201H175V202H174ZM189 201H190V202L193 201V204L196 202V203H195V206L192 205V207H194V208H189V207H191L190 205L192 204V203H190ZM204 201H205V200H204ZM222 201L224 202V204L222 203ZM229 201L232 203L231 205H230ZM118 202H119V203L121 202V203L123 204V201H118ZM173 202H174V206H172V205H173ZM187 202H188V204L190 203V205H188ZM207 202H210V204H208ZM121 203H120V204H121ZM164 203H163V204H164ZM204 203H207V204L210 205V206L208 207V206H206ZM218 203H219V204H218ZM122 204H121V207L118 206V209H120V210H118V213H119V214H120V213H124V212H128V209H127V208H128V205H127L128 202L126 201V202H124V204H123V205H126V206H127L126 209H123L125 206H123ZM196 204H197L198 206H197ZM200 204H201V207H203V208L200 207V209H201L202 211L198 209L199 206H200ZM214 204H217V205H214ZM226 204H227L228 207L226 206ZM233 204H234V206H233ZM212 205H213V206H212ZM222 205H225V207H227V208H225L224 206H223V207H224V208H223ZM235 205H236V207H235ZM166 206L164 205V208H163V209H167L168 206H167V207H166ZM196 206H197L198 208H197ZM215 206H216V208H217V206H218L217 209H219V206L222 207V208H220V209L218 210V211L221 210L220 213H217L218 216H215L216 213L213 212V210H216V208H214V209L212 208V209H211V207H215ZM119 207H120V208H119ZM122 207H123V208H122ZM169 207H168V208H169ZM195 207H196L197 209H196ZM231 207H233V208H232V214H233V211H234L235 213H237V214L234 216V218H235L236 216H238L239 213L241 214V212L243 213V212L245 211V213H247V216H248L249 218L246 217V215H245L244 213H243V214H244L245 217H244L243 214H242V218H241L242 220H240V215L238 216L239 218L237 217L238 220H237V219H236V220H237L239 223H242V224H243L244 221H248L249 219H252V218H253L257 223L259 222L258 224H260V225H258V224L252 219L253 222H252L251 220H249V222H250V221L252 222V223H250V225H247L246 222L244 223L246 226H245L244 224H243L244 226L242 225L243 228L248 226V228H249L251 231H249V229H248L247 232H248V233L250 232L249 235H250L251 237H253V238L255 237V238H256L257 235H258L259 238L257 237L256 239H257V240L259 239V242L257 241V242L255 243V241H256L255 238L252 239L249 235L246 236V235L248 234L247 232H245V236H243L242 233L244 234V232H242V231H241L242 229L240 230L238 227L236 228V231H234L235 228H233V226H232V222H233L232 219H233V218L231 219V218H229V217L233 216L235 213H234L233 215H230V214L227 213V211L229 212V209H228V208L231 209ZM246 207H247V210L245 209ZM259 207H260V208H259ZM172 208H173V209H172ZM209 208H210V210H209ZM236 208H237V210H235ZM121 209H122V210H121ZM188 209H189V210H188ZM193 209H194V210H193ZM222 209H223V211H222ZM224 209H225V210H224ZM238 209H239V210H238ZM123 210H124V212H122ZM126 210H127V211H126ZM204 210H205L206 212H207V210H209V211H210V212H209V215H210L211 212H213L215 215L212 213L214 216H213L212 214H211L210 216H213V217L217 218V220H215V218L210 217V216H209L210 219H208V214H207ZM248 210H249V211H248ZM250 210H251V212L254 210V212L249 213ZM255 210H256V211H255ZM119 211H121V212H119ZM188 211H189V212H188ZM218 211L216 210V212H218ZM224 211H226V212L224 213ZM110 212H111V213H110ZM200 212H202V213H200ZM108 213H109V215H107L108 217H107V216H106V217L109 219V218L113 215V216H114V219L117 218L118 221H116V220H112L111 222H112V223L115 222V224L121 225V228H122V226H123V223H122V222H123V221L121 220V218L124 219L123 217L126 215V213H125L124 216H122V215H118L119 217L122 216L121 218H119L118 216L115 217V215H117L118 213H117V214H114L112 211H108ZM173 213L175 214V216H174ZM192 213H193L194 215H197V216H194V220H193V218H192ZM199 213H200L201 215H200ZM203 213L205 214V217L207 216V218L203 217V216H204ZM226 213H227V215H229L227 221L230 220L229 222H231V223H228V222H227V224H226V222L224 221V220L227 219V218H226L227 215H226V217H225L226 219L223 218V217H224V214H226ZM229 213H231V210H230ZM248 213L251 214V217H250V215H249ZM111 214H112V215H111ZM221 214L223 215V217H222L221 220H220V217L222 216ZM105 215H106V213H105ZM162 215H164V214H162ZM199 215L202 217V219H200L201 217L199 218ZM219 215H221V216L219 217ZM253 215H255V216H253ZM256 215H257V217H256ZM258 215H259L260 217H259ZM109 216H110V217H109ZM160 216H161V215H160ZM167 216H168V217H167ZM173 216H174V217H173ZM106 217H105V218H106ZM161 217H164V216H161ZM175 217H176V218H175ZM177 217H179V218H178L179 220L177 219ZM195 217H197V218H199V219H197V218H195ZM261 217H262L263 219H262ZM107 218H106V219H107ZM212 218H213L214 220H213ZM243 218H244V221H243ZM245 218H247L248 220H245ZM256 218H258V219H256ZM259 218L262 219L261 222L259 221ZM111 219H113V218L111 217ZM111 219H109V222H110ZM180 219H182V220L180 221ZM188 219H189V220H188ZM203 219H204V221H202ZM261 219H260V220H261ZM120 220H121V221H120ZM187 220H188L189 222H191V221H192V222H193V221L196 222L195 225L197 224L198 227H199L198 224H200L201 222H202V223L204 222L203 224H200V227H201V225H203V226H202L203 228H202V227H201V228L199 227V228H200V231H199V229L197 230V226H196V228H195V225L193 226V223H189V222H187ZM190 220H191V221H190ZM205 220H207V221L205 222ZM208 220H212V222H214V223H215V221H216V222H219V223H218V225L213 224V223L210 224V225H212V226H210V225L208 224L207 226H210L211 228L209 227L210 230H205V229H207V228H206L207 226H206L205 224L208 223V222L211 223V221H208ZM222 220H223V223L221 222V226H222V225H224V226H225V225H226V226H229V225L231 224L230 226H232V227L230 228V226H229V229H228V227H227V228H226V227L223 228L224 226H222V228H221V226H220L219 224H220V221H222ZM113 221H114V222H113ZM167 221H169V222H167ZM199 221H200V222H199ZM111 222H110V225H111ZM118 222H119V223H118ZM238 222H237V223H238ZM249 222H247V223L249 224ZM186 223H189L190 225L187 226ZM237 223H236V225H237ZM253 223H254V224H253ZM115 224H112V225H115ZM191 224H192L193 227L191 226ZM234 224H235V222H234ZM262 224H263V225H262ZM112 225H111V226H112ZM214 225H215L216 227H217V226H218V227H217V228H214V227H215ZM189 226H191L192 229H191V227H189ZM213 226H214V227H213ZM219 226H220V229H223V230L225 229V231H226V235H228V236L230 235V236H229L230 238H229L228 236H224L225 233H223V232H224L223 230H220V231H219L220 233L222 232L223 234H222V233L220 234V233L218 232V230H219V229H218ZM253 226H254V230H255V232H254V230L252 229ZM113 227L115 228L116 225L113 226ZM117 227H118V226H117ZM164 227H166V226H164ZM212 227H213L214 229H213ZM234 227H235V226H234ZM255 227H257V228H255ZM259 227H260V228L263 227V228H262V229H259ZM52 228H53V226L50 228L51 232L54 231V230H53L54 228H53V229H52ZM118 228H119V227H118ZM193 228H195V229H193ZM232 228H233V231H232ZM240 228H241V227H240ZM164 229L166 230V229H168V228H164ZM164 229H163V230H164ZM169 229H170V228H169ZM211 229H213V230H211ZM215 229H217V232L214 231ZM226 229H228L229 231L227 232ZM230 229H231V230H230ZM237 229H239V232H238L239 234H238V235H242V236H243V237L239 236V237L241 238V240H244V239H242V238H245V239H246L247 237H248V238L250 237V238H249L250 240H249V239H246V240H247V241L249 240V242H250L251 240H254V242L251 241L249 244H247V241H245V240H244L245 242L241 241V240L238 238V236H237ZM179 230H182V231L180 232ZM183 230H184V232H183ZM202 230H203V233H202ZM259 230H260V231H259ZM262 230H263V232H262ZM13 231H14V232H13ZM15 231H16V230H14V228H12L11 230H9V232H8V233L5 235V237L3 238L4 240H2V241H4V242H3V243H4L3 245L8 246V242H10V239L13 238V237L15 236V234H14ZM177 231H178V232H177ZM185 231H186V232H185ZM198 231L201 232L202 234L200 235V234L198 233ZM204 231H205L207 234H210V235L207 236V234L205 233V237H203ZM51 232H50V233H51ZM213 232H214V233H218V235L214 234ZM229 232H230V233H229ZM234 232H235V235H234ZM240 232H241V234H240ZM251 232H252L253 234L258 232V234H256V235L254 234V236H252V235H251ZM52 233H53V235H54V232H52ZM171 233H172L173 235H171ZM178 233H179V234H178ZM227 233H229V234H227ZM259 233H260V234H259ZM94 234H95V233H93L92 235H94ZM164 234H163V235H164ZM95 235H96V237H98L97 234H95ZM161 235H162V234H161ZM161 235H160L159 237L162 238L163 235H162V236H161ZM197 235H198V238L202 236V237H201V240H200V239H199V240L197 239L198 241H195L196 239L193 240L194 237H197ZM214 235L216 236V238L214 237ZM232 236H233V237H232ZM234 236H236V237H234ZM262 236H261V237H262ZM169 237H166L167 240H165L166 238H165V235H164V240H165V242H164L163 238H162V239L159 238V240L161 239V241H160L161 243L159 242V240H157V242H158V244H159V246H160V247H159L158 244H157V247H158V248H162V249H163V247H164L163 250H165V248H166V247H165V246H166L165 244H166L167 242H170V241L168 240V239H170ZM220 237H221V238H220ZM227 237H228L229 239H228ZM50 238H51V239H49L48 241H51V242H49V246L46 247V251H48L47 248H48L49 251H50L49 253L47 252V253L49 254V256H48L49 258L47 259V263H49V262H50V263L53 262V264H57V263H58V260H59V258H60V254H59L58 252H54V248H56L55 243H56L57 239L54 238V237L52 238V234H51V237H50ZM92 238L94 239L95 236H94V237L92 236ZM183 238H184V239H183ZM219 238H220V239H219ZM223 238H224V239H223ZM263 238H264V237H263ZM216 239H217L218 241H217ZM232 239H233V240L236 239L238 242H237L236 240L233 241ZM219 240H220V241H219ZM223 240L225 241V243H226V242L229 243V241H230V244H231L230 247L235 246V244L237 243V244H236L237 249L235 248V249H234L235 251H234V250H233L234 247H233L232 249H231V248H230V249H229V248H226V247H228L229 245L224 246V245H226V244H228V243L224 244V241H223ZM2 241H0V252L2 251L1 254H0V256H2V254H3V256H5L4 254L8 253V252H9V249H8L6 246H4V247L6 248V250H5L4 247L1 246V245H2ZM173 241H174V240H173ZM260 241H261V243H260ZM157 242H156V243H157ZM163 242H164V243H163ZM222 242H223L224 245L222 244ZM232 242H234V243H232ZM241 242H243V243H241ZM177 243H178V244H177ZM252 243H254L253 246H251ZM47 244H48V242H47ZM104 244H105V243H104ZM162 244H164V245H162ZM173 244H174V243H173ZM232 244H233V245H232ZM244 244H245V245H244ZM250 244H251V245H250ZM255 244H256V245H255ZM258 244H262V245H260V247H261V246H263V247H262V248H259V249H258L257 247H254V246H259ZM151 245H152L151 241H136V243H134V245H133L132 254H131V255H132L131 260H134V259L136 258L137 255H143L144 257H145V256H146V257H147V256H150V253H151V251H152V249H153V247H152ZM176 245H175V246H176ZM239 245H240V246H239ZM246 245H247V246H246ZM249 245H250V246H249ZM104 246H105V245H104ZM104 246H103V247H104ZM106 246L109 247V244H107ZM106 246H105V248L107 249ZM168 246H169V247H168ZM168 246H167V247H168L167 249H168V251H170V255H171V254H173V250H174L175 248H174V246H173V248H172V247L170 246V244H168ZM179 246H178V247H179ZM197 246H199V248H198ZM236 246H235V247H236ZM244 246H245V247H244ZM8 247H9V246H8ZM195 247H197L198 249L201 250V251L199 250L200 252L198 251L199 253H201L200 255H199L198 252H197L198 249L195 248ZM239 247H240V248H239ZM248 247H250V248L248 249ZM252 247H253V248H252ZM1 248H3V249H1ZM241 248H243V250H241ZM254 248L258 249L259 251L256 250V249H254ZM7 249H8V251H7ZM103 249H104V248H103ZM167 249H166V250H167ZM171 249H172V251H171ZM184 249H185V252H184ZM195 249H196V250H195ZM245 249H247L248 251H246ZM55 250H56V249H55ZM160 250H161V249H160ZM166 250H165V251H166ZM175 250H176V252L178 253V251H177L178 249H175ZM188 250L191 251V253H189ZM193 250H195V253H193ZM240 250H241V251H240ZM251 250H253V251L255 250V253L257 252L258 255L255 254V253H253V251H251ZM5 251H6V252H5ZM168 251H166V252L168 253ZM186 251H187V252H186ZM236 251H237V254H236V255H237V259H236V256H235V255L232 256L233 252L236 253ZM239 251H240V253L242 252L243 254L246 253L247 257H246V255H243V254H240V253L238 254ZM245 251H246V252H245ZM9 253H10V252H9ZM9 253H8V254H9ZM163 253H164V251H162V254H161V255H162L163 258H165V255H166L167 253H164L165 255H163ZM187 253H188V254H187ZM196 253H197V256H201L200 258H198L197 256H195V257L198 258L197 260H196L195 258L191 257V256L195 255ZM235 253H234V254H235ZM8 254H6V255H8ZM48 254H47V255H48ZM168 254H169V253H168ZM168 254H167L166 256H168ZM202 254H204V255L206 254V256H204V257L206 258L205 260H204V257L202 256ZM250 254H251V255H250ZM151 255H152V254H151ZM161 255H160V256H161ZM184 255H182V256H184ZM239 255H240V256H239ZM260 255L262 256V258H261L262 261H260V257H261ZM208 256H209V257H208ZM229 256H230V258H228ZM234 256H235V258H234ZM249 256H250V257H249ZM252 256H253V257H252ZM256 256H257V257L259 256V257L257 258ZM162 257H161V259H163ZM202 257H203V260H202ZM239 257H240V258H239ZM227 258H228V260H227ZM233 258H234V259H233ZM238 258H239V259H238ZM242 258H243V262H242V260H240V259H242ZM247 258H248V259H247ZM252 258H253V259H252ZM256 258H257L258 260L255 261ZM52 259H53V260H52ZM190 259H191V260H190ZM207 259H208V260L211 259V260H212L213 262H215V263H209V262H211V261H209V262L206 263V261H208ZM49 260H50V261H49ZM194 260H195V261H194ZM215 260H217V261H215ZM225 260H227V261H225ZM48 261H49V262H48ZM220 261H221V263H220ZM232 261H233V262H232ZM244 261H245V262H244ZM258 261H259V263H258ZM45 262H46V261H45ZM45 262H44V263H45ZM171 262H172V261H171ZM189 262H187V264H189ZM248 262H249V263H248ZM260 262H261V263H260ZM191 263H190V264H191ZM252 263H251V264H252ZM45 264H46V263H45ZM195 264H196V262H195ZM197 264H199V263H197ZM236 264H237V263H236Z\"/></svg>",
    "mask_w": 264,
    "mask_h": 264
}]
</instances>
